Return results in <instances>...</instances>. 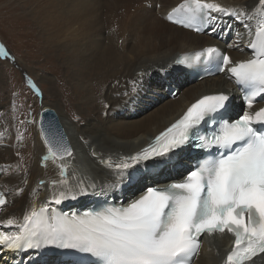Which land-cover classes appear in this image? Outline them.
Instances as JSON below:
<instances>
[{"label": "snow or ice", "instance_id": "1", "mask_svg": "<svg viewBox=\"0 0 264 264\" xmlns=\"http://www.w3.org/2000/svg\"><path fill=\"white\" fill-rule=\"evenodd\" d=\"M259 5L250 14L244 7L222 6L215 0H183L166 17L198 33L208 26L215 31L220 17L243 24L249 37V59L234 61L220 48L208 46L176 61L187 67L215 64L218 72H227L243 93L246 110L242 115L235 119L228 115L229 93L203 95L140 151L118 162L110 157L100 160L119 177L101 195L120 189L126 175L136 184L155 180L181 152L195 148L199 150L195 165L183 179L148 186L126 205L106 201L98 210L80 215L61 213L49 205L37 210L33 205L22 222L6 221V226L17 230L0 232V247L13 251L73 249L95 257L97 264H192L204 235L227 233L234 237V247L225 264H255L254 257L264 254V106L254 109L264 102V0ZM251 20L256 21L254 31L245 23ZM236 35L243 39L241 33ZM229 47L239 49L240 45ZM0 56L8 57L3 44ZM206 125L214 127L205 130ZM40 132L48 151L44 161L73 158L66 139L50 134L43 120ZM148 162H152V171L139 173L138 166ZM59 168L62 179L53 180L52 185L67 186V165L61 163ZM87 194L81 181L77 190L68 187L53 200L60 204ZM5 204V195L0 193V206Z\"/></svg>", "mask_w": 264, "mask_h": 264}, {"label": "bare ground", "instance_id": "2", "mask_svg": "<svg viewBox=\"0 0 264 264\" xmlns=\"http://www.w3.org/2000/svg\"><path fill=\"white\" fill-rule=\"evenodd\" d=\"M59 2L53 0L52 5L57 6ZM73 2L76 8H79L76 0ZM88 2L90 3V0ZM215 2L227 7H244L250 14H255L261 7L259 0H215ZM83 3L87 5L86 1ZM181 3L183 0H107L106 4L109 5L107 9H120V16L133 17L131 20L134 21V25H142L140 28L144 31L143 38L133 33L127 34L130 40V34L135 37L131 44L137 46V51H134V48L131 49L136 54L128 50V44L120 42L105 47L89 43L79 45L77 49L72 38L76 39L81 34L77 31L76 36H70L69 45L71 49L74 48L75 54H71L68 62L71 69L66 71L68 76L65 75V78L69 82L75 79L76 83L79 82V87L69 85L77 89L78 95L83 97L84 100L79 106L87 109L88 112L84 122L77 124L73 119L64 115L62 117L55 111L59 114L68 134L73 158L64 161H56L57 159L44 161L43 157L48 151L41 138L37 122L35 138L26 142L27 155L31 157V161L26 162L27 166L24 163L21 168L24 172L22 170L15 172L13 171L14 163L17 161L15 152L19 144L9 139L1 140L3 144L2 146L0 144V166L9 164V168L3 172V179H0V193H3L6 199V204L0 206V232L16 231L15 226H6V221L11 218L22 222L23 216L31 211L33 205L37 210L44 205H49L50 208L68 215L75 212L83 214L94 208L93 205L97 199L112 200L116 204L126 205L133 198H137L148 186H163L183 179L186 172L192 169L194 157L198 154H193L190 148L181 152L155 180L149 179L142 184H136L131 183L130 177L126 175L120 189L101 195V190L119 180V177L113 170L104 167L100 160L110 157L118 162L121 157L140 151L178 120L187 108L203 95L219 91L227 92L231 97L228 115L235 118L243 114L246 109L241 103L242 92L229 79L227 72L197 81L196 77H192L187 72L189 67L176 63L179 58L208 46L220 48L234 61L249 59L251 52L246 46L249 37L243 24L231 17H220L214 25L215 31L209 26L204 34L198 35L176 27L166 19L167 14ZM58 7L61 9L60 5ZM76 10L73 12L68 9L65 14L60 13L62 18L58 24L50 17L56 27V33L60 36V32L63 35L67 34L76 24H80V20L85 17L83 13H87L90 9L85 7L82 11ZM245 23L250 24L253 31L255 30V20L245 21ZM126 31H123L124 35ZM237 32L242 34L243 39L238 40ZM237 42L240 45L239 49L229 47ZM110 76L114 77L115 83L109 87L111 91L107 95L103 87ZM83 77L90 80L88 86L80 82L84 80ZM174 91H177V95L173 98L170 94ZM102 100L106 103L104 109L101 108ZM260 106L264 104H258L254 109ZM45 108L56 109L54 107L43 109ZM117 114L120 115L119 120L114 119ZM6 145L9 150L2 149ZM9 157L10 160L4 159ZM61 163L67 165L68 185L53 186V180L62 179L59 168ZM138 167L139 173H150L152 162ZM81 181L88 190L87 195L77 196L76 199L68 198L62 200L60 204L54 202V195L58 196L60 191H67L68 187L74 191L77 190ZM233 243L234 237L227 233L202 238L199 254L193 259L192 264H225L228 254L233 249ZM56 249L46 247L13 251L0 247V255H5V263L0 264L53 263L55 258L52 252ZM46 251L51 253H45L43 255L46 256L40 258V253ZM254 260L255 264H264V254Z\"/></svg>", "mask_w": 264, "mask_h": 264}, {"label": "rangeland", "instance_id": "3", "mask_svg": "<svg viewBox=\"0 0 264 264\" xmlns=\"http://www.w3.org/2000/svg\"><path fill=\"white\" fill-rule=\"evenodd\" d=\"M57 1H60L58 5L61 9L58 5H52L53 0H0V44H3L8 52V57L0 56V144L2 146L3 139L17 141L19 144L15 152L17 160L14 163L13 171L15 172H20L24 163L26 165L27 161H31V157L27 155L26 142L34 137L38 116L44 107L56 108L54 110L62 117L64 115L71 118L77 124L83 123L84 117L87 116V109L79 106L84 100L83 97L78 95L77 89L72 88V86L79 87V82L76 83V79L69 82L65 78V75L68 76L66 71L71 69L68 63L71 54H75L74 48L71 49L69 45L70 36H76L77 31L81 34L76 39L72 38L77 49L79 45L89 43L105 47L120 42L128 44V50L136 54L131 49L134 48V51H137V46L131 44L135 37L130 34V40L127 34L133 33L140 38L144 35V31L140 28L142 25H134V21L131 20L133 17L120 16V9H107L109 7L106 4L107 0H90V3H87L88 0H76L79 8H76L74 0ZM83 1H86L88 6L83 5ZM85 7L94 10L83 13L85 17L83 16L84 19L80 20L81 23L76 24L67 34L63 35L60 32L61 38L60 34L56 33V27L50 17L58 24L62 18L60 15L65 14L66 10L82 11ZM124 30H127L125 35ZM83 79L80 82L88 86L90 80L85 77ZM114 83V77H108L105 82L106 87H103L104 93L108 95L111 91L109 87ZM105 107L106 103L102 100L101 108ZM114 119L119 120L120 115L117 114ZM18 137L21 138L18 139ZM7 148L9 150L6 145L2 149L7 150ZM4 159L10 160V157ZM8 165L0 166L2 173L0 179H3V172L8 170ZM42 254L43 252L40 253ZM4 258L5 255H0V263H4ZM40 258L43 257L40 256Z\"/></svg>", "mask_w": 264, "mask_h": 264}, {"label": "water", "instance_id": "4", "mask_svg": "<svg viewBox=\"0 0 264 264\" xmlns=\"http://www.w3.org/2000/svg\"><path fill=\"white\" fill-rule=\"evenodd\" d=\"M41 120H43L44 128L50 134L55 135V136L64 137L66 139L67 143L71 146V142H70L68 134L66 133V130H65V128L61 122V118L55 110L50 109V108H45V109L40 111L39 120H38L39 131H40ZM40 134H41V132H40ZM46 148H47V146H46ZM65 159H68V158H65ZM57 160L60 161L59 159H57Z\"/></svg>", "mask_w": 264, "mask_h": 264}]
</instances>
